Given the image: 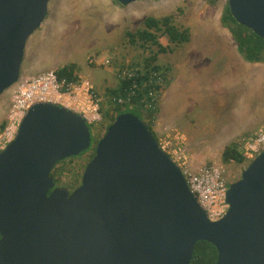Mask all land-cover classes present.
<instances>
[{
	"label": "water",
	"instance_id": "obj_1",
	"mask_svg": "<svg viewBox=\"0 0 264 264\" xmlns=\"http://www.w3.org/2000/svg\"><path fill=\"white\" fill-rule=\"evenodd\" d=\"M49 3L0 0V95L21 78L27 41ZM228 5L264 40V0ZM92 141L72 110L49 102L28 110L0 152V264H191L200 241L217 248L215 264H264V151L229 185L227 214L211 222L149 124L129 112L97 143L80 186H57L54 166Z\"/></svg>",
	"mask_w": 264,
	"mask_h": 264
},
{
	"label": "rangeland",
	"instance_id": "obj_2",
	"mask_svg": "<svg viewBox=\"0 0 264 264\" xmlns=\"http://www.w3.org/2000/svg\"><path fill=\"white\" fill-rule=\"evenodd\" d=\"M180 2L144 0L122 6L115 0H50L45 21L27 41L21 76L74 64L76 74L91 81L107 100L109 91L117 88V69L122 64L143 63L157 51L156 47L131 46L126 32L142 29L148 16H173L176 25L190 29L191 39L175 47L166 35L160 36V43L173 49L157 57V64L171 68L170 83L158 112L162 120L157 116L155 128L150 127L157 139L159 134L179 133L192 168L221 165L232 184L251 162L226 163L222 154L242 137L264 129V65L245 63L231 34L221 26L228 0H198L178 9ZM93 54L111 56V65H89L87 58ZM10 95V89L0 95V125L5 121ZM109 106L104 104L102 120L92 126L96 140L103 137L110 122L105 115L112 113ZM90 154L65 164L61 187L80 185Z\"/></svg>",
	"mask_w": 264,
	"mask_h": 264
},
{
	"label": "built area",
	"instance_id": "obj_3",
	"mask_svg": "<svg viewBox=\"0 0 264 264\" xmlns=\"http://www.w3.org/2000/svg\"><path fill=\"white\" fill-rule=\"evenodd\" d=\"M93 67H108L112 57L105 54H93L87 58ZM147 77V78H144ZM118 83H130L125 89V96H105L100 94L91 81L75 74L73 80L60 78L55 71H46L37 75L26 76L10 88V105L5 118V126L0 130V152L6 149L15 138L19 126L28 110L35 104L49 102L65 107L81 115L88 125L96 126L104 116L103 107L110 103L109 110L114 116L118 108H138L144 114H153L154 119L145 120L155 128L158 111L163 100L169 77L149 67L142 68L141 63L122 64L117 69ZM140 93V97L138 96ZM138 97V102L134 99ZM107 101V102H106ZM159 145L180 167L191 192L197 197L201 207L207 212L211 222L224 218L229 210L226 194L229 188L224 168L211 164L192 168L184 140L179 133L175 135L159 134ZM175 142V143H174ZM237 147L245 158V163L252 162L264 151V129L242 137Z\"/></svg>",
	"mask_w": 264,
	"mask_h": 264
},
{
	"label": "trees",
	"instance_id": "obj_4",
	"mask_svg": "<svg viewBox=\"0 0 264 264\" xmlns=\"http://www.w3.org/2000/svg\"><path fill=\"white\" fill-rule=\"evenodd\" d=\"M118 4L119 2L115 0ZM220 23L223 28L229 31L232 36V39L235 43L237 53L242 57V59L247 63L254 64H264V40L257 36L252 30L240 25L233 18L228 3L222 10V14L220 17ZM166 35L169 39V43L174 45L175 47L182 46L186 43L190 42V29L187 27L178 26L174 23L173 16H165L162 18H156L153 16H148L144 19V27L135 32L127 31L126 38L128 43L134 47L147 48V47H156L157 51L152 52L147 58L144 59V62L141 63L142 68L147 69L149 67H153L154 69L162 72L166 77H170L171 68L166 66L162 67L157 64V57L160 53L173 52L171 46H163L160 43V36ZM60 78L67 77L69 80H73L76 74V65H68L61 69L55 71ZM147 78V77H144ZM170 81L167 83V87ZM130 83H121L118 88L109 91L110 96H125V89L128 88ZM140 93L138 96L140 97ZM135 103L138 102V97L134 99ZM133 113L138 116L142 120H147L148 118L154 119L153 114H144L138 108H118L114 114V116H110L109 113L105 115L110 119V122L106 125L105 133L108 127L113 123L115 118L122 113ZM5 126V123L0 125V130H2ZM92 132V125H89ZM150 126V125H149ZM151 128V127H150ZM104 133V135H105ZM103 135V136H104ZM92 146L85 153L81 154L78 157L84 156L88 153L90 154V160L95 156L96 145L99 142L96 140V133L92 132ZM70 158L64 161L58 162L52 172L51 176L55 178V182L57 186H63L61 183L60 176L65 171V164L67 162H71L72 160L78 158ZM222 160L226 163L235 162L237 164H243L245 162L244 156L239 151L237 144H231L227 146L222 154ZM88 162V163H89ZM87 163V164H88ZM61 169H59V166ZM87 166V165H86ZM86 168V167H85ZM82 180V178H81ZM81 184V182H80ZM80 186V185H79ZM77 186V187H79ZM69 190H73L74 188L71 184H67ZM218 259V250L217 248L209 243L200 241L195 245L194 253L192 256L191 264H215Z\"/></svg>",
	"mask_w": 264,
	"mask_h": 264
},
{
	"label": "crops",
	"instance_id": "obj_5",
	"mask_svg": "<svg viewBox=\"0 0 264 264\" xmlns=\"http://www.w3.org/2000/svg\"><path fill=\"white\" fill-rule=\"evenodd\" d=\"M174 1H181L180 2V4H179V6L177 7L178 9H183V8H185V7H188V6H192V4L194 3V2H197L198 0H174ZM139 2V1H138ZM168 3H170V1H168ZM174 2H171V4H173ZM225 29V28H224ZM229 32V31H228ZM187 44V43H186ZM167 47V46H166ZM239 55V54H238ZM240 56V55H239ZM241 57V56H240ZM241 59H242V57H241ZM243 60V59H242ZM244 61V60H243ZM245 62V61H244ZM245 63H247V62H245ZM248 64H254V63H248ZM257 65H264V64H257ZM118 86H119V83H118V85H117V88H118ZM98 88L99 89H102L103 87H102V85H98ZM160 109V108H159ZM159 112V111H158ZM158 116H159V118H160V121L162 120V115H160V113H158ZM164 122V121H163ZM162 126V125H161ZM163 127V126H162ZM157 130L159 131V128H157ZM158 133H160V131L158 132Z\"/></svg>",
	"mask_w": 264,
	"mask_h": 264
}]
</instances>
